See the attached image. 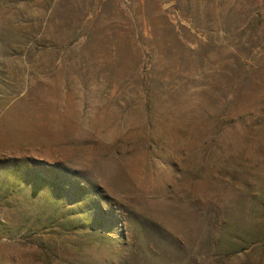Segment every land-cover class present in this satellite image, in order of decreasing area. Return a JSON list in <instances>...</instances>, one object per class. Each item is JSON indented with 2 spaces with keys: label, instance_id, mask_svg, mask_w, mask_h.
<instances>
[{
  "label": "rangeland",
  "instance_id": "1",
  "mask_svg": "<svg viewBox=\"0 0 264 264\" xmlns=\"http://www.w3.org/2000/svg\"><path fill=\"white\" fill-rule=\"evenodd\" d=\"M0 264H264V0H0Z\"/></svg>",
  "mask_w": 264,
  "mask_h": 264
},
{
  "label": "trees",
  "instance_id": "2",
  "mask_svg": "<svg viewBox=\"0 0 264 264\" xmlns=\"http://www.w3.org/2000/svg\"><path fill=\"white\" fill-rule=\"evenodd\" d=\"M16 177H17V176H16ZM41 183H44V181H41ZM230 247H232V246L228 245V249H230Z\"/></svg>",
  "mask_w": 264,
  "mask_h": 264
}]
</instances>
